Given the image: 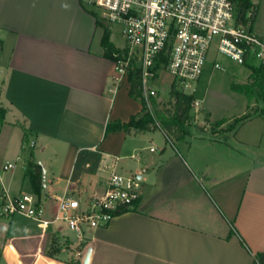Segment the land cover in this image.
I'll return each mask as SVG.
<instances>
[{
  "label": "crops",
  "instance_id": "crops-1",
  "mask_svg": "<svg viewBox=\"0 0 264 264\" xmlns=\"http://www.w3.org/2000/svg\"><path fill=\"white\" fill-rule=\"evenodd\" d=\"M253 2L252 30L264 35V0ZM91 9L83 0H0V104L7 109L0 196L33 194L52 219L59 197L85 204L101 194L110 174L103 165L119 156L117 170L141 180L140 199L83 237L58 222L45 230L21 213L7 216L0 206V264H70V257L82 264L89 245L90 264H264L261 126L243 130L249 116L227 128L241 112L219 127L203 123L179 144L161 129L107 133L109 121H127L143 106L129 94V75L116 79ZM22 124L32 133L42 194L25 174ZM8 162L15 166L4 169ZM55 238L63 249L51 257Z\"/></svg>",
  "mask_w": 264,
  "mask_h": 264
},
{
  "label": "built area",
  "instance_id": "built-area-1",
  "mask_svg": "<svg viewBox=\"0 0 264 264\" xmlns=\"http://www.w3.org/2000/svg\"><path fill=\"white\" fill-rule=\"evenodd\" d=\"M85 4L117 26L126 41V54L115 60L116 79L129 75L135 60L142 70L146 98L155 95L150 85L157 66L173 76L174 82L187 93H196L205 72L209 55L216 52L214 68L223 69L217 59L224 54L235 64L244 66L249 57L264 65V35L240 22L235 0H83ZM251 12L248 13V16ZM166 58V61L164 60ZM197 100L195 101V106ZM107 188L83 204L73 196L58 198L52 219L43 217L44 209L33 194L14 198L0 196L5 215L21 213L39 221L43 229L55 222L83 237L86 228L108 224L126 207H133L141 196V180L134 174L117 170L119 156H113ZM15 164L6 163L10 169Z\"/></svg>",
  "mask_w": 264,
  "mask_h": 264
},
{
  "label": "trees",
  "instance_id": "trees-1",
  "mask_svg": "<svg viewBox=\"0 0 264 264\" xmlns=\"http://www.w3.org/2000/svg\"><path fill=\"white\" fill-rule=\"evenodd\" d=\"M238 8L240 22L244 25L250 20L248 26L252 29L253 22L257 13V6L253 0H235ZM91 12L96 16L97 24L102 26L103 36L102 45L104 47V56L116 60L119 56L126 54V50L122 51L111 40V26L112 24L103 18L98 11L91 9ZM251 15L248 16V13ZM166 61V58H164ZM244 67L251 70L250 80L244 84H233L234 90L244 92L250 99L262 100L264 102V65L258 63L255 57H249ZM161 68L157 66L156 69ZM130 88L129 94L138 99L142 103V110L133 114L129 120L122 121L121 119L111 120L106 125V132H113L123 130L126 133L131 132H145L155 129H161L166 134L167 138L174 142H187L191 136L190 126L195 118L193 109L195 101L197 100L196 93H187L183 91L174 81L171 84L169 98L167 101H160L156 95H149L146 98L142 85V70L134 60L129 69ZM7 109L0 104V126L5 121ZM264 113V108L262 110ZM245 115L240 118L234 125L229 127L233 129L243 118L249 117ZM207 123H211L210 119L205 116ZM224 120L220 119L212 123V127H219L223 124ZM24 135L23 145L27 149L28 155L25 159V174L31 177L34 191L37 194L43 192V176L42 168L37 163L34 155V147L31 143V131L25 124H22ZM175 144V143H174ZM138 202V201H137ZM136 202V203H137ZM134 204V206L136 205ZM133 206V207H134ZM133 207H126L117 214L130 210ZM230 233H234L231 228ZM63 249V244L58 239H52L46 253L48 256L55 257ZM70 264H81V258L70 257Z\"/></svg>",
  "mask_w": 264,
  "mask_h": 264
},
{
  "label": "rangeland",
  "instance_id": "rangeland-1",
  "mask_svg": "<svg viewBox=\"0 0 264 264\" xmlns=\"http://www.w3.org/2000/svg\"><path fill=\"white\" fill-rule=\"evenodd\" d=\"M261 19L264 22V16H262ZM111 31L114 32L112 38L118 44L119 48L122 51L126 50V41L120 34L119 28L112 25ZM215 58L216 52L212 50L205 72L196 86L197 105L193 109L195 118L190 126L191 132L195 134L199 133L203 123L212 127V123L218 118H221L224 122H228L229 116L245 112L246 114H240L239 117H231L232 119L228 123L226 122V127L229 128L243 116L250 115L254 116V119L246 121V124H241L249 117L243 118L240 122V124L243 125L242 129L246 131L252 126L255 127V125L261 126L260 130L263 132L261 134L264 136V113L262 112L264 102L262 100H256L255 98L250 99L244 92L232 88L233 84L247 83L250 80L251 70L235 64L224 54H219L217 56V59L223 64L224 68H214L213 64ZM155 73L152 81H150V85L156 90L155 95L158 100L162 102L167 101L174 78L168 72L164 71L163 67L156 69ZM206 112H210L212 117L216 118V120L207 123L204 118ZM174 143L179 144L180 142ZM153 146H156V142L153 143ZM57 224L63 225L62 222H58ZM66 229H68V227Z\"/></svg>",
  "mask_w": 264,
  "mask_h": 264
},
{
  "label": "water",
  "instance_id": "water-1",
  "mask_svg": "<svg viewBox=\"0 0 264 264\" xmlns=\"http://www.w3.org/2000/svg\"><path fill=\"white\" fill-rule=\"evenodd\" d=\"M92 253H93V246L89 245L85 251L82 264H90Z\"/></svg>",
  "mask_w": 264,
  "mask_h": 264
}]
</instances>
